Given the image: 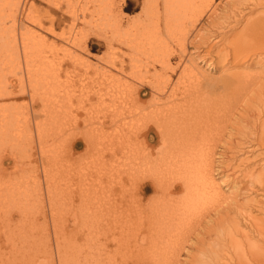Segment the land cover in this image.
Instances as JSON below:
<instances>
[{
  "label": "bare ground",
  "instance_id": "bare-ground-1",
  "mask_svg": "<svg viewBox=\"0 0 264 264\" xmlns=\"http://www.w3.org/2000/svg\"><path fill=\"white\" fill-rule=\"evenodd\" d=\"M84 1L85 3L83 0L79 2L92 15L98 28L102 24L107 27L104 39L109 54L102 58L104 66L93 65L87 58L89 65L88 61L79 56L69 54L74 63L85 67L84 76L79 78L80 89L75 88L73 92V101L70 91L72 80L67 79V76V80L63 81L66 82L65 85L58 83L63 85L58 87L59 75L52 73L53 70L35 68V60L28 57V47L23 41L27 78L34 81L33 85L37 82L38 87L46 86L49 94L48 100L41 107L43 113L38 110L41 112L38 117L42 118L36 119V128H32L42 153L47 199L41 193V198L38 199L41 201L39 204L43 217L33 224V236H20L21 244L24 242L25 245L16 247L15 244L14 248L11 247V257L7 253L8 256L1 257L3 247L0 238V264H175L180 248L187 240L183 231L199 226L202 218L197 217V214L201 212L199 209L205 208L202 206L205 201L214 203L215 209L226 202V192L214 174L215 146L224 139L228 125L234 119L236 112L233 110L244 100L241 95L243 90L247 91L260 83L256 86L257 93L264 102V13L246 17L242 8L247 3L243 4L244 0H232L225 5L229 12L226 16L221 15L223 22H218L215 19L218 17V6L213 0H144L141 14L130 18L125 15L126 8H132L128 0ZM249 2L255 6H264V0ZM26 3L27 0H15V8L8 14L0 8L2 63L7 56L20 58V51H13L14 45L3 32L16 27L18 14L24 11ZM206 3L208 10L201 8ZM206 15L209 22L199 27ZM26 18L33 25L45 29L43 17L28 13ZM243 20H246L243 27L229 36L232 38L226 42L228 38L225 30L235 29V25ZM9 22L12 23L7 26ZM202 28L208 32L213 29V32L210 35L201 33ZM46 29L54 33L53 24ZM19 31L22 40L33 39L31 41L35 48L39 33L29 26H23ZM95 34L99 35L98 32ZM211 36L214 42L204 52L201 48L210 43ZM38 39L43 41L46 37L40 36ZM222 41L227 46L218 48ZM117 43L128 50H119ZM5 46L8 47L4 49ZM191 47L204 52L200 56L201 62L207 63L211 69H218L216 77L207 74L195 56L187 58L191 55ZM81 49L88 50V39L83 43L81 41ZM174 58L177 59L175 62ZM249 58L258 59L255 64L261 70L252 72L250 68L254 61L249 62L250 65L243 62ZM65 59L63 57L62 62ZM77 70L78 67L74 66L72 71ZM90 70L94 73L93 78L85 76ZM175 74H178L176 80ZM9 87L0 83V99L7 101L12 97ZM10 101L0 104L8 107L0 109V147L19 133L20 143L25 135L29 137L19 128L18 117L14 116L18 111L15 114L8 112L9 106H12ZM12 109L19 110L15 107ZM260 113L264 114V108ZM62 116L67 125L61 124ZM68 116L70 119L66 120ZM249 133L254 135V139L247 140V145L252 147L254 142H258L264 149V119L260 126L254 125ZM70 135L73 137L70 144L78 148L77 165L67 164L65 153L62 152L63 149L60 150V138L67 136L69 140ZM14 143L18 144L16 140ZM87 149L91 152L88 160ZM108 156H112L113 162ZM25 163L19 165L15 162V170L12 172L14 177L10 175L9 181H4L3 178L0 180V216L1 224L6 229L10 227L13 220L11 218L22 216L18 209H22L20 195L25 191L29 178L40 182L32 174L26 175ZM108 164H111V169ZM1 166L4 168L3 163ZM2 168L0 167V171H4L5 168ZM260 169L259 173L258 167L250 169L252 171L245 177L249 176L250 181L254 180L264 188V168ZM119 171L120 176L117 174ZM0 175L2 177L1 173ZM251 184L250 187H253ZM223 205L226 211L228 207ZM14 206L18 207L17 214L16 210L11 211ZM47 206L49 209L45 208ZM9 211L12 213L9 214ZM226 212L229 216L228 211ZM67 214L72 215L73 222L68 220ZM243 216L249 219L245 227L241 221L234 220L221 243L242 247V257L246 254L245 245H248V254L252 259L255 258L258 264H264V245L255 244L254 240L255 237L264 240L263 217H254L251 213ZM26 217L23 214L22 228L25 227ZM71 222L73 228L67 229ZM227 222L229 223V219ZM251 223L253 227L250 226ZM6 229L7 234L10 228ZM9 234L11 235V231L6 239L13 244L17 238L9 237ZM222 235L224 234L221 233L220 236ZM75 236L86 237L87 241L78 244L79 238L67 240ZM28 238H33L34 241L30 244ZM110 240L115 247L109 245ZM246 259L248 260L247 257Z\"/></svg>",
  "mask_w": 264,
  "mask_h": 264
},
{
  "label": "rangeland",
  "instance_id": "rangeland-1",
  "mask_svg": "<svg viewBox=\"0 0 264 264\" xmlns=\"http://www.w3.org/2000/svg\"><path fill=\"white\" fill-rule=\"evenodd\" d=\"M79 1L80 0H27L26 6L24 7V11L22 10L18 14L17 22L19 25L16 22L15 28L10 29L8 32H3V34H5L6 37L8 38V40L11 41L12 44L14 45L13 51H15V50L20 51V58L14 59V58H18V57L14 56V58H13L12 56H7L4 59V63H2L0 61V70H1L0 75L2 76V77L0 76L1 77L0 83L2 85L7 84L8 86H10L8 89L11 90L9 92H11V94H12V95L10 94L12 97L10 99H8L7 101L5 99H3V100L0 99V104L4 105L5 102L8 103L11 100L10 101L11 103H9V104H11L12 106L11 107L9 106L10 110L8 109V112L12 111V112H14L13 114H15L18 111L14 116L18 117L17 119L20 122L19 128L22 129V133L26 132V134H28L29 137H27L25 135V137L21 140V143H20V139H19V138H21V136H19L20 133L18 135H14L15 134L14 133L13 134L14 136L11 137L10 141H7L8 145L6 143H3V147H0V167L2 168L1 164L3 163L4 168H5V169L2 168V169H4V171H0V173L2 174V177H0V180L3 178L2 180L9 181L11 176L14 177L12 172L15 170V165H14L15 162H18L19 165H21V163L24 164L26 162L25 163V166L27 168L26 175L28 176V174H32L33 177H36L37 180H40V182H38V181H35L34 179L29 178V183H27L25 191H23L22 194L20 195V202H21V208L22 209L15 207V206L11 208V211L16 210L15 214H17L18 209L20 210V214H22V216H18V217L15 216L14 218H11V219H13L11 222L12 225L10 224V227H9L10 231H11V235L9 234L10 236L9 235L8 236L9 237L13 236L14 238H17L16 242L14 241L13 244H11L6 239V236L8 233H10V231L8 230L9 228L6 229L7 227H4V225L1 224V216H0V229H1L0 230V238L2 239V247H3V249L1 250V252H2L1 257H3V258L8 256L7 254H9L8 257H11V253H12L11 247L14 248L15 246L17 247V245L22 246V245L26 244L24 242H23V244H21V242H22L21 238H23L24 236H27L28 234L31 235V233L34 232L33 228L35 225H33V224H36V222L40 221L39 219H41V217H43V214H41L42 212H40L41 211V204H39V203H41V201L38 198H41V193H44L43 195H45V196L43 198L47 199V193L45 192L46 191L45 187H46L47 183H46V179L44 180V178H45L44 176H46V174L44 173V170H43V164L44 163L43 164L41 163L43 160L42 155H41L42 153L39 150V143L36 140L37 137H36L35 130L34 129L32 130V128H36L35 127V120L36 119L40 120L42 118V117H38V116L41 114V112H42L41 107L43 106L44 101L48 100L49 94L47 92L46 86L38 87L37 82L35 85H33L32 83H34V81L32 80V82H31V80L29 81V78H27V73H25L26 64H25V61L23 60V41L26 42L27 47H28L27 48L28 57L35 60V65H34L35 68L45 69V71H46V69H48L49 71L53 70L52 73L55 72V73H57V76L59 75L60 78L58 77L59 80H57L58 87H62L63 85H65L66 82L63 83V81H66L67 79L72 80V84L70 87V91H71V94L73 96L72 101L74 99V93L73 92H75V88H76V90L80 89V88L78 89V86L80 85V82H79L80 79L79 78H82L84 76V72H85L84 68L85 67H81L80 65L74 63L72 61V59L69 57V54L70 53L72 55L75 54L85 61H88L87 58H89L91 64H93V65L95 64L96 66H98V65L104 66L105 64H104L102 58L107 57V55L109 54L108 53V46H107L105 39H104L105 35L107 34L106 25H104V24L99 25L100 27L98 28L97 23H96V21L94 22L92 15L87 11V9L82 4H80ZM143 1L144 0H128V3L130 4V6H132V8H126L127 13L125 15L126 16L128 15L127 17H130V18H134V17L139 16L143 10ZM209 1H208V3H209ZM227 1H232V0H213L214 4H216L218 6V12H217L218 17L215 18L216 21L218 20V22H223L224 19H222L223 16H221V15L225 14L224 16H226L227 12H229V11H227V8H225ZM237 1L240 2L239 0H237ZM14 2H15V0H0V8H2V11L4 13L8 14L12 9L14 10V8H15ZM83 2L85 3L84 0H83ZM248 2H249V0H244L243 4H245V3H247V4H245V6L242 8L245 11L244 14L246 15V17L255 16V15L264 13V6H255L251 2H249V3ZM208 3H206L205 5H202V7L201 6L200 7L208 10V8H209ZM85 6H86V4H85ZM134 6H135V8L133 9ZM84 12H85V15H84ZM28 13L31 16L37 15V16L43 17L45 29L42 30L38 26L33 25L31 22H29V20H27V18L25 19V16ZM20 21H21V23H20ZM22 22H23V24H22ZM93 22H94V24H93ZM208 22H209V19H208V16L206 15L202 20V25H200L199 27L203 26V24H207ZM245 22H246V20H243L242 22H239L240 24L239 23L236 24L235 29L230 28L228 31L227 30L228 28H227L225 30V32L227 35L226 38H228V39H226L225 41L227 42L228 40H231L232 37H229V36H232L234 34V32L240 30V28L243 27ZM11 23L12 22H9L7 24V26H10ZM24 23H25V25H24ZM52 24H53V28H54V33H50L46 29L49 26H51ZM20 26L21 27L29 26V27L33 28L36 33H39L38 37L36 38V42H35L36 47L35 48H33L34 45H33V42L31 41V40H33L32 38H30V39L26 38L24 40L21 39V36H20L21 33L19 31V29L21 28ZM206 30L207 29L202 28L201 33L203 32L204 34H207V35L209 33V35H210L213 32V29L212 30L209 29L211 32L210 31L208 32V30L206 32ZM94 31L98 32L99 35L95 34ZM0 32H1L0 34H2V30H0ZM40 36H45L46 40H43V41L39 40L38 38ZM85 39H88V50L81 49V41L83 43V41ZM211 39H213L212 36L209 40L210 43L208 42L209 44H207V46L201 48V49H203L204 52H206V49H208V46H210L214 42ZM225 41H222L219 44L218 48H224L225 45L227 46V43ZM1 42L2 41L0 39V47L2 44ZM116 46H118L117 48L119 50L121 49L124 52L128 50L126 47H123L118 43L116 44ZM7 47L8 46H5L4 49H6ZM203 51H196L195 47H191L189 50V54H191V55H188L187 58H189V56H193V57L195 56V59L200 62L201 67L207 71V74H209L213 77H216L219 74V70L218 69H211L210 66L207 65V63L204 64L201 62L200 56H202L204 54ZM1 53L2 52H0V56H1ZM4 54H6V51ZM63 57L66 58L64 62H62ZM176 60L177 59L174 58L173 62H175ZM257 60L258 59H255V58H254V60L252 58L251 59L249 58V60L243 61V62H245L246 65L247 64L250 65L249 62L254 61L253 62L254 65L252 64L251 65L252 68H250V69L252 70V72H256L258 70H261V67L255 64L256 63L255 61H257ZM90 62L88 61L89 65H90ZM88 63H85V64H88ZM2 64H3V66H1ZM59 64H61V66ZM245 64H243V66H245ZM74 66L78 67V70L76 72L72 71ZM54 69L56 71H54ZM22 72H23V75H22ZM89 72H87L85 74V76L86 77L92 76V78H93L94 73L91 70ZM67 76H68V78L66 79ZM22 77H24V78H22ZM62 77H64V78H62ZM174 77L173 78L176 80L178 78V74H175ZM4 79H5V81H4ZM21 80H24V81H21ZM60 81H62V82H60ZM58 83H61L63 85L58 84ZM259 84L260 83H257L255 86L250 88L251 90L250 89H247V91L243 90L244 94L241 92L242 93L241 95L243 96L244 100H242V98H241L240 100H242V101L238 105L237 109L233 110L234 112H236V114L233 115L234 121L231 120L230 125H228L227 133L224 136V139L220 143H218V145L215 146V148H216V156L215 157L216 158H215V165H214L215 166V168H214L215 173L214 174L218 178L219 182L222 183L221 185L223 187V191L226 192L225 193L226 194L225 196L227 198L225 200L226 202L216 206L219 208L215 209L214 203H212L210 200H207V202L205 201V203L202 205L205 208L199 209V210H201L202 213L200 212L201 214L200 213L197 214L198 215L197 217L202 218V219H200L199 226H197L196 229L193 228V229L183 231L185 233V234L184 233L183 234L185 237H187V240L184 242L183 246H181L180 254H179L178 260L175 262V264H239V262H241L240 264H247V262H248V264H258L257 260L255 258L252 259V256L248 254L249 250H250L248 245H245L246 247L243 246V247H245L246 254L244 257H242L241 256V253H242L241 248L242 247L239 248V247L231 245L230 243L229 244H223L221 242H222L223 238L226 237L225 235H226L229 227L231 226L230 224H234V222L236 220H239V221H241L242 226L245 227V224H247L249 222V219H245V216H243V214L251 213L254 217H257V218L263 217L264 218V188L261 187L259 185V183L256 184L257 182H255L254 180L250 181L249 176L248 177L246 176L247 178L245 177V175L249 171L250 172L252 171L250 169L254 170V167H258L259 170H257L258 171L257 173H259V171L261 170L260 168H264V149H262L261 146L258 145V142H254L255 144H253L252 147H251V145H249V146L247 145L249 140L254 139V135L252 136L251 133H249V130L252 129L254 127V125H256V124H257V126H260L262 120L264 119V114L260 113L264 108V102L261 100L260 94L257 93L258 87H256V86H259ZM30 85H31L32 89H31ZM90 86H91V84H90ZM36 87L38 89H36ZM80 87H82V86H80ZM43 88H45V89H43ZM67 88H68V86H67ZM25 89H27V90L25 91ZM22 90H24V91H22ZM44 91L46 92V94ZM33 93H35V94L37 93V94L33 95ZM38 93H39V95H38ZM31 94L33 96H35L36 98H33V96ZM13 95H15V96H13ZM41 95H44V96L41 97ZM40 98H41V100H40ZM260 100L263 102V104H261L262 102ZM14 103H15V105H14ZM245 105H246V107H245ZM12 107H15V109H19V110H13ZM74 107H77V106H74ZM2 108L7 109L8 107H2L0 105V109H2ZM20 108L23 110V112H22V110H20ZM33 109H35L36 112ZM38 110L41 112H39ZM20 113H21V115H20ZM237 113H239L242 116H240ZM243 113L245 114V117H244ZM258 113H260L261 115ZM257 114H258V116L259 115L260 116L258 117ZM252 115H253V117H252ZM62 118H63V116H62ZM62 118L60 120L61 124L67 125L68 123H66L65 118H63V120H62ZM235 118H236V120H235ZM67 119H70V116L66 117V120ZM232 121L236 124V126H235V124H233ZM26 122L28 124H26ZM244 123H245V125H244ZM252 124H254V125H252ZM24 126H26V127H24ZM27 126H28V128H27ZM235 127L239 128V129L235 130L236 129ZM245 127L247 130L245 129ZM247 133H249L250 135ZM30 134H32L33 137H31ZM13 137L15 138L16 143L18 142V144L14 143L15 140ZM65 137H67V136H64V138H62V137L60 138V143H62L60 150L63 149L62 152L65 153L66 161H68L67 164H69V165H71V164L75 165L76 164L77 165L79 158H78V154L76 151L78 150V148H74L72 146V143L70 144V142L72 140L71 138H73L72 135H70L69 140H68V137L66 138L67 140L65 139ZM16 145H18V146H16ZM19 148H20V152H18ZM87 151L88 152L86 155L87 156L86 159L88 160L89 153H91V152H89V149H87ZM90 151H91V149H90ZM78 152H81V151H78ZM119 156H121V155H118V157ZM67 158H68V160H67ZM91 158H94V157L91 156ZM108 158H112V156H108ZM227 158H228V160H227ZM94 159H96V158H94ZM111 162H113V158H112ZM110 165L111 164H108V167ZM224 165H225V167H224ZM117 174L120 176L121 171L117 172ZM255 175H258V174H255ZM43 181H44V183H43ZM251 182H253V183L251 184ZM236 183H238L237 184L238 187H236L237 186ZM239 183H240V186H239ZM33 184H35V185H33ZM38 184H39V186H38ZM250 184L253 187H250ZM33 187H35L36 190L33 189ZM28 188H29V190H28ZM40 188H41V192L39 193ZM236 191L238 194L237 196H236ZM25 192H26V194H24ZM32 193H33V195H32ZM27 194H28V196H27ZM33 196H35V197H33ZM36 198H37V201H36ZM38 200H39V202H38ZM33 202H36V203H33ZM76 202L78 204L79 199ZM210 202H211V204H209ZM31 204H33V205H31ZM223 204H225V206L228 207V209L226 211H228L229 216H228L227 212L223 209V207H224ZM215 205H216V203H215ZM25 206H26V208H25ZM37 206H38V208H37ZM211 207L212 208L214 207L213 208L214 210H212ZM45 208L49 209V206H47ZM217 210H218V212H216ZM29 211L31 213V214L29 213L30 215L28 214ZM224 211H225V213H224ZM8 213L10 214L12 212L9 211ZM69 213H70V211H69ZM23 214H25V217L27 216L24 228L21 227V223L23 224ZM47 214H50V213L48 212ZM68 214H67V217L69 218L68 220L73 222L72 215L71 214L68 215ZM33 216H36L35 219L30 220V218H33ZM197 217H195V219H198ZM221 217L222 218L225 217V218L222 219ZM17 218H19V219H17ZM213 218H215V219H213ZM263 218H262V220H264ZM228 219H229V223L227 222ZM18 220H19V223H18ZM223 220H225V221H223ZM33 221H35V222H33ZM220 221H223V222L220 223ZM72 222L69 223L70 224L69 227H66L67 229H69L70 227L73 228ZM223 223L225 226L223 225ZM252 224L253 223L250 224L251 227H253ZM27 225H28V227H27ZM16 226L20 230H18L16 228ZM213 227L214 228L217 227V228L214 229ZM251 227H250V229H251ZM27 228H29V229H27ZM248 228L249 227H247V229ZM5 229L8 230L7 234H6L7 231H5ZM31 230H32V232H31ZM218 230H219L220 234L221 233L224 234V235H222L223 237L220 236ZM251 230H249V231L251 232ZM84 231L87 232L86 230H84ZM12 232H14L13 235H12ZM74 232H76V231H74ZM252 232L255 235L257 234L254 232V230ZM20 236H21V238H20ZM31 236H33V235H31ZM51 238L53 239L52 236H51ZM72 238H74V239L79 238V239H77L78 244L82 243L83 241L84 242L87 241L86 237L81 238V237H77V236L67 238V240L68 241L69 240L74 241V239H72ZM219 239H220V241H219ZM254 240H255V244H258V245L263 244L264 245L263 239H259L258 237H255ZM33 241H34V239L30 238L28 240V243L31 244ZM52 243H54V240L52 241ZM109 245L111 247H115L114 242L112 240L109 241ZM219 246H220V248H219ZM217 249H218V251H217ZM226 249H227V252H226ZM215 254H217V255H215ZM218 254H219V256H218ZM236 254H237V256H236ZM220 256H222V257L220 258ZM246 257L248 258V260L246 259ZM118 258H121V257L119 256Z\"/></svg>",
  "mask_w": 264,
  "mask_h": 264
}]
</instances>
